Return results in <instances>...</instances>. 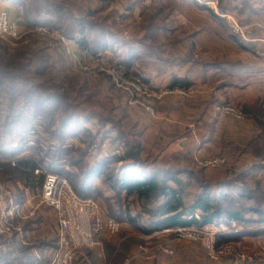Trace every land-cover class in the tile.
<instances>
[{"label":"trees","instance_id":"1","mask_svg":"<svg viewBox=\"0 0 264 264\" xmlns=\"http://www.w3.org/2000/svg\"><path fill=\"white\" fill-rule=\"evenodd\" d=\"M3 1L21 8L24 13L20 15L33 23L34 27L47 28L49 32L60 33L74 41L83 58L115 54L123 45L125 54L119 63L121 72L123 76L139 82L144 87L151 81L145 71L139 70V63L150 65L152 62L155 64L157 60L170 63L166 55L173 51H169L168 47H177L178 43L183 44L188 38L175 36L176 39H170L173 42L164 43L162 37H169L173 31L160 23L168 15H164L161 1L151 0L150 4L146 5L147 0H128L129 12L140 8V20L134 25L137 34L131 40L115 31V18H109L108 15L99 21L100 14L113 0ZM250 1L219 0V9L226 12L238 9L241 5V15L247 13L257 16L264 13V0L256 7ZM192 2L199 8L208 10L215 20L218 19L209 7L199 4L196 0ZM141 32H144V35H140ZM249 36L253 38L250 33ZM232 38L242 46L256 45L251 43L254 41L246 42L234 34ZM26 40L27 42L21 41L19 43L22 44L15 47L10 42L0 40V184L11 183L16 186L19 190L17 203L24 205L26 190L39 191L46 176L56 174L66 177L81 199L100 198L110 212L105 210L108 218L121 223H131L143 234L187 226H228L232 222L246 226L250 223L246 213L259 215L260 222L264 223V209L256 206L247 209L239 205L240 202L233 194L223 193L233 189L237 177L213 185L203 182L201 178L189 172L190 177L197 180L202 191L197 194L192 204L187 206L184 199L187 180L178 178V175L183 173L159 166L149 167V158L140 157L142 144L133 137L135 131L126 133L123 130L122 116L117 123L114 122L117 137L112 143L127 145V156H92L93 150L94 153L98 150L101 140L102 143L106 141L105 135L108 132H105L104 136L102 133L95 134L87 125L92 124L94 118L104 126L109 124L110 120L103 119L99 114L83 115L80 118V115L76 114L78 107L73 105L69 93L73 90L74 79L72 76H64L65 79H62L61 72L65 70V66L57 67L50 54L48 48L51 39L31 33L26 36ZM62 68L63 70L57 71ZM67 82L69 86L66 85ZM109 86L113 90L116 87L111 77ZM148 86L149 89H154ZM192 87L193 82L189 78L177 76L168 85L169 89L189 90ZM73 141H78L81 146H76ZM255 143L258 144V160L264 161V141L260 145ZM89 157H94L92 163L88 160ZM259 170L261 167L247 169L238 179L242 180L247 171ZM184 174L188 172L185 171ZM103 187L114 191L115 195L105 196ZM216 187L221 189L219 197L212 195ZM242 191L240 200H254L255 191L250 190L248 186ZM259 193V196L264 198V191ZM123 194H126L127 198L134 196L143 202L142 212L133 216L128 211H122L119 201ZM196 215L199 218H196ZM190 216L192 219H186ZM29 227L30 222L23 230L26 232ZM23 235L19 231H14L12 235H0V264H50L58 250V239H41L28 244ZM90 251L92 249L83 248L77 257L82 262L78 261L76 264H86L84 254H89ZM108 257L110 258L109 255Z\"/></svg>","mask_w":264,"mask_h":264},{"label":"rangeland","instance_id":"2","mask_svg":"<svg viewBox=\"0 0 264 264\" xmlns=\"http://www.w3.org/2000/svg\"><path fill=\"white\" fill-rule=\"evenodd\" d=\"M156 1H161L160 4L164 7V15L168 14L167 18L163 22L160 21V23L167 25L168 29L173 31L169 34V37H162L164 43L169 42L170 39H176L175 36L178 38L188 37L187 39L190 40L187 41L186 39L187 42L183 41V44L178 43L177 47H172L171 45L168 47L169 51H173L166 55L170 63L167 62L166 64L164 61L157 60L155 64L152 62L149 65L140 62L138 65L139 70L141 69L143 72L151 71L152 73L150 74L146 73L151 82L154 79L165 77L167 73L171 76V80L174 78L175 73L184 74L193 82V87L185 90L187 94L192 96L197 89V120L200 112L203 109L206 110L204 107L208 109L202 118L209 112L210 116L218 112L219 114L215 115L218 117L216 121L220 118L221 120H219V124L217 123L216 128L211 123L201 124L198 121L197 138H192L193 144L190 145L193 147L191 149H193L194 153L197 154V159L194 156L191 158L183 155L177 157L166 156L159 160L158 164L154 165L153 163H156V160L148 157L149 167L159 166L160 168H170L183 173L179 174L178 178L187 180L186 196L184 198L187 206L191 205L197 194L202 191L199 184H197V180L190 177L189 172H192L198 178H201L203 182L213 185L229 180L232 177H237L233 189L225 190L223 193L233 194L235 199L240 202L239 205L245 206L247 209L255 206L264 209V198L259 196V191H264V173L262 170L247 171L242 180L238 179V176L243 171L264 166V161L258 160V144L255 143H259L258 140L264 141V97H259L250 103H243L238 102L242 101V98L232 99L229 94V92L233 91V87L241 85L243 80L241 73L243 70H255L258 66L261 67L264 64L263 52L256 45L242 46L237 44L232 38L233 32L227 20L222 17L223 15L232 14L240 24L246 27V35L248 40H250L247 42H251L254 39L250 38L249 33L254 37L257 36L258 30L252 24H247L244 19L251 20L257 16L255 15L251 18V15H241L239 12L241 5L238 9H231L232 11H228V13L227 11H220L219 1L196 0L199 4L205 5L211 11H214L218 16V19L215 20L208 10L199 8L196 3L192 2L193 0ZM261 1L251 0L250 3L256 7ZM150 2L151 0H147L145 4L149 5ZM227 3L228 1H226ZM129 4L128 0H113L111 4L104 8L102 14H100L99 21L108 15L109 18H115L116 22L113 23H117L115 31L124 38L131 40L137 34L134 25L138 24L140 20V8L137 7L131 13L128 8ZM262 16H264V13ZM98 17H96L97 20ZM243 17L245 18L243 19ZM109 22H111V19H109ZM140 35H144V32H141ZM41 36L44 39H51L48 50L53 56L57 67L65 66V70L61 72L63 75L62 79H65L64 76H72V79H74L73 90L69 93L74 103L73 105L78 107L76 108V114L80 115V118L83 115L99 114L103 119L110 120L109 124L104 126L100 124L98 119L94 118L92 119V124L87 125L95 134L102 133L101 135L104 136V133L108 132L105 138L108 140L106 152L109 154L121 146H124L127 151V145L119 144L118 142L113 145L112 142L117 137V129L113 125L122 116L123 130L126 133L134 132L128 117V103L130 101L136 102L138 100L146 112L151 115L147 108H151L156 112L154 108L155 102L167 96L164 95L158 98L161 92L165 89L170 91L180 89H169L168 86L166 87V85L161 83L158 84L157 89L151 90L148 86L152 87L151 82L144 87L139 82L123 76L120 69L121 65L119 64L125 54L123 45H121L122 49L115 52V54L107 53L106 55L103 54V56L83 58L74 41L60 33L48 31V33H44ZM60 37L71 41V47L76 53L75 58L66 54ZM0 40L10 42L14 47L22 44L19 43L21 41L27 42L26 37L20 41L1 37ZM255 42L251 43L254 44ZM138 45L140 46V43ZM59 70H63V68L57 71ZM49 75L52 76L51 73ZM192 76L195 77L194 80L196 79V82L191 79ZM110 77L116 86L114 90L109 86ZM260 80H262L259 84L261 86L263 79ZM47 81L49 80L47 79ZM66 85L69 86V83L67 82ZM134 85L139 86L142 92H137L134 89ZM203 93L208 94L206 101L199 98ZM240 93L242 92L240 91ZM188 95L187 97H190ZM177 96L183 97L182 95ZM125 101L127 103L126 106L124 104L119 106L120 103ZM227 104L232 105L239 111L246 112V119L244 121H236L223 114L222 108ZM190 105L192 106L193 102ZM105 127L106 129H104ZM159 130V123L152 125L147 134L148 144L145 146L147 149L149 147H157L155 133ZM171 133L169 136L170 142L178 136L172 131ZM73 143L76 146H81L78 141H73ZM101 143L95 153L93 150L92 156L103 157L104 150H102L103 143ZM198 145L200 148L197 151L198 148L196 149V147ZM82 147L84 146L82 145ZM178 148L180 149V146L178 147V144H176L174 149L178 150ZM125 156H127V152H125ZM94 157H89L88 160L92 163ZM111 158L118 157L114 156ZM215 159H225V163L220 166L206 165L205 162L214 161ZM185 171L188 174H184ZM247 186L250 190L255 191L254 200H240L239 196H243L242 189L247 188ZM1 189L12 193L14 205L18 207V212L13 220L14 231H19L21 235L24 233L23 236L26 237L28 244L41 239H58L57 221L54 219L53 211L42 204L39 191H26L24 193L26 197L33 196L36 199L31 202L32 206L27 212L23 211L25 204L17 203L19 190L16 186L11 183H5L0 184V191ZM220 191L221 189L216 187L212 195L219 197L221 195ZM103 194L112 197L115 192L108 191L103 187ZM95 201L99 202L104 211L109 212L102 204L100 198H96ZM119 202L121 210L128 211L133 216L142 212L143 202L134 196L127 198L126 194H123ZM2 213L3 208L0 206V216ZM245 216L250 221L246 226H239L237 222H232L228 226L212 225L203 228L187 226L159 230L151 234H143L133 224L126 223L127 225L118 233L103 237L99 241L98 246L90 251L92 255H90V252L89 254L84 252V255L89 258L90 264H264V223L260 222L259 215L246 213ZM186 219L190 220L192 216L186 217ZM29 222L30 229L25 232L23 227ZM250 233L252 234L247 235ZM190 234L193 236L189 237ZM142 246H148L149 250L143 252ZM78 261L82 262L78 258L73 264Z\"/></svg>","mask_w":264,"mask_h":264},{"label":"built area","instance_id":"3","mask_svg":"<svg viewBox=\"0 0 264 264\" xmlns=\"http://www.w3.org/2000/svg\"><path fill=\"white\" fill-rule=\"evenodd\" d=\"M222 17L227 20L234 35L246 42L250 41L246 35V27L240 24L232 14ZM42 31L48 33L47 29ZM0 37L15 41L24 38L19 26L10 21L8 13L3 9H0ZM60 40L66 54L75 58L76 53L71 47V41L64 37H60ZM134 89L137 92H142L137 85H134ZM169 94L182 95L183 97L188 95L182 89L172 91L165 89L158 95V98ZM147 110L151 115H155L151 108H147ZM222 113L236 121H244L247 117L246 112L239 111L230 104L223 106ZM125 152L124 146L117 148L110 154L104 149L103 158L114 156L123 158ZM205 163L208 166H220L225 163V159H215ZM41 201L45 207L53 211L57 221L58 250L50 264H73L83 248H95L103 237L114 235L127 225L108 218L98 201L81 199L75 193L71 182L64 176L56 174L46 176L42 186ZM0 206L3 208V213L0 216V235H10L14 231L13 220L18 212V207L14 205L10 191L1 189ZM196 218L199 217L196 215ZM191 236L193 235L190 234L189 237ZM141 249L143 252H147L149 247L142 246ZM85 262L90 264L87 256H85Z\"/></svg>","mask_w":264,"mask_h":264},{"label":"crops","instance_id":"4","mask_svg":"<svg viewBox=\"0 0 264 264\" xmlns=\"http://www.w3.org/2000/svg\"><path fill=\"white\" fill-rule=\"evenodd\" d=\"M218 1L219 0H216V2ZM0 9H3L8 13L10 21L19 26L21 32L24 34V37L30 35L31 33H37L39 35H43L44 33L42 30L47 29L42 27H34L32 25L33 23L27 20L23 15H20L24 13L22 9L12 5L8 1L0 0ZM245 15L248 14L245 13L243 16ZM253 17L254 16H252L251 18ZM244 18L245 17H243V19ZM244 20H246L247 24L249 25L252 24L253 27H256V30H258L257 36H254L252 39H254V42L256 41L255 44L258 46L261 52H263L262 57L264 58V16H262V14L260 15L259 13L255 19H251V20L244 19ZM262 66H264V64H262L261 67L258 66V68L255 70L245 69L242 71L241 78H243V80L241 82V85H237L236 87H233V91H231V93L229 92L232 99L242 98V101L240 100L238 102L250 103L255 101L259 97H264V67ZM145 72L146 73L148 72L149 74L152 73L151 71H145ZM175 76L179 78L186 77L184 74H178V73H175ZM194 78L195 77L192 76L191 79L194 80ZM260 79H263V83L261 86L259 85L262 82V80ZM170 82H171V76L169 75V73H167L165 77H162L157 80L154 79L151 82V85L154 89H157L158 84L162 83L167 87L170 84ZM240 91L242 93H240ZM194 92L195 93H193L192 96L190 97H178L177 95H171L163 98L162 100H157L155 102V107H154L156 111L154 116L146 112L145 108L138 100H136V102L130 101L128 103L129 106L128 117L130 120V124L132 125V128H134L135 131V135L133 137L138 141H141L142 144V150L140 153V157L142 159L152 157L156 160V163H153L154 165L158 164L159 160H161L163 157L166 156L177 157L183 155L190 158L194 156V158L197 159L196 156L197 154L194 153L193 149H191L193 147H191L190 145L193 144V141H191L192 138L196 137L198 121L201 124L211 123L213 127L216 128L217 123L218 124L220 123L219 120H221V118L216 121L218 117L215 115L219 114L218 112H215V115L211 114L212 116H210V112H209L206 114V116L202 118L203 114L206 113L208 109L203 106L206 110L203 109L200 112L199 119L197 120V89ZM188 98H192V99L195 98V99L188 100ZM199 98H201V100L203 101H206L208 98V94L203 93L202 95L199 96ZM192 102L193 105L191 106L190 103ZM123 104L124 106H126L127 104L126 101L120 103L119 106L121 105L123 106ZM156 123L160 124V130L155 133V137H156L155 142L157 144V147H151V148L149 147V149H147L145 147L146 144H148L147 134L149 130L152 128V125H155ZM171 131L178 136L174 138L173 141L170 142L169 136L172 134ZM107 141L108 140L103 142L102 150L107 148ZM176 144H178V147L180 146V149L179 148L178 150L174 149L176 148ZM103 145H105V148H103ZM199 148L200 147L198 145L196 147L197 151L199 150ZM261 170L264 173V166L261 167ZM26 191L28 192L29 190ZM41 191L42 188L39 190V194L41 193ZM33 200L34 201L36 200L33 198V196L26 197L23 211H27V212L29 211V208L32 206L31 202ZM53 216L54 219H56L54 213Z\"/></svg>","mask_w":264,"mask_h":264}]
</instances>
